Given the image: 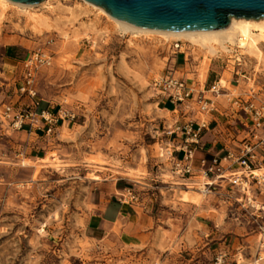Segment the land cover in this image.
<instances>
[{"label":"rangeland","instance_id":"374dc122","mask_svg":"<svg viewBox=\"0 0 264 264\" xmlns=\"http://www.w3.org/2000/svg\"><path fill=\"white\" fill-rule=\"evenodd\" d=\"M47 3L31 10L60 18L59 26L33 30L13 5L0 16V264H209L215 254L206 250L213 243L209 237L226 233L240 238L247 232L255 235L251 252L237 250L229 259L225 256L224 264H255L259 256L264 261V250L254 253L264 237V214L250 202L260 204L264 196L254 193L241 207L227 196V186L223 191L211 186L212 191L202 195L199 180L191 187L200 193L197 203L179 199L186 187L173 184L180 179L170 175L167 161L158 156L168 139L165 128L174 117L161 110L168 103L150 88L152 77L172 70L203 90L222 79L230 97L251 88L256 100L263 102L264 59L259 62L240 53L236 43L227 42V50L210 53L189 41L165 43L157 37L133 36L83 0ZM175 42L180 50L173 47ZM38 46L51 54L50 65L40 67L35 77L41 105L72 108L78 116L59 123L52 135L39 134L38 141L28 142L22 133L10 132L2 111L8 103L14 107L28 103L17 92L21 62ZM261 49L264 53V43ZM205 95L213 96L209 91ZM215 101L229 107L225 95ZM51 155L60 160V169L40 161ZM31 165H44L34 180ZM91 174L98 179H90ZM119 176L134 182L119 181ZM115 181L136 193L138 214L143 197L149 196L153 199L149 214L165 219L158 221L161 225L150 243L146 237L132 244L124 236L85 237L88 217ZM194 207L197 221L213 219L211 227L217 233L204 238L196 226L184 231L183 215ZM171 224L178 235L163 230Z\"/></svg>","mask_w":264,"mask_h":264},{"label":"built area","instance_id":"2783aa9c","mask_svg":"<svg viewBox=\"0 0 264 264\" xmlns=\"http://www.w3.org/2000/svg\"><path fill=\"white\" fill-rule=\"evenodd\" d=\"M174 48L181 46L175 42ZM51 63V54L47 48L36 47L21 62V82L17 87L18 95H25L28 103L16 107L8 103L3 107V118L8 121L11 130H25L28 134L52 135L57 126L64 121H73L77 112L72 108L59 105L56 109L50 105L42 106L34 87L35 77L40 67ZM220 80L213 82L207 90L197 88L195 82L188 81L174 71L168 70L151 78L150 88L163 101L172 105L174 119L165 128L168 139L159 147L158 156L168 163L170 175L177 179L179 185L191 188L201 180L205 193L212 191L211 186L230 189L228 197L233 198L241 207L248 204L254 191L264 195V157L261 150L264 146V101H257L255 92L249 89L242 95L230 97L225 93L227 88L220 85ZM212 93V97L205 95ZM219 95H225L229 107L236 118L231 131L237 137L210 156L195 157L196 151L202 148L201 136L210 127L208 115L217 113ZM184 111H192L197 117L181 118ZM180 116V118H179ZM185 117V116H184ZM196 160V163L194 161ZM263 172L254 174V170ZM236 192L237 196H232ZM121 203H135L137 195L130 187L124 188L120 195ZM225 253L216 252L209 264H224Z\"/></svg>","mask_w":264,"mask_h":264},{"label":"crops","instance_id":"0c3cea01","mask_svg":"<svg viewBox=\"0 0 264 264\" xmlns=\"http://www.w3.org/2000/svg\"><path fill=\"white\" fill-rule=\"evenodd\" d=\"M167 103L168 105L163 106L161 110L167 113H172V105L169 102ZM217 106V113L207 116V118L210 120V128L204 131L201 136L200 141L202 148L196 151V158L204 155L208 157L216 151H221L223 146L231 143L235 144V141L231 140L233 137H237L231 131L234 127L228 126L230 124H233L236 115L233 113L230 107H226L224 105ZM188 117H197V115H195L192 111H184L181 115L182 119ZM7 126H9L8 122ZM14 131L22 133L28 142L31 140L32 142H36L38 141V139H40V135L36 133L28 134L25 130L10 129V132ZM261 151L264 152V149ZM194 163H196V160L194 161ZM118 180L134 182V180L125 176H119ZM112 185L113 186L110 188V191L107 192V197L103 199V203L99 204V207H97L98 209L95 212H92L88 217L83 229L85 237L92 240H101L107 236H124V238L128 241L127 243L130 244L136 243L141 238L146 237L148 239L147 242L150 243V237L157 233V227H160L161 225L159 224V222H165V219H155L152 215L149 214V208L151 207L150 202H152L153 199L149 196L143 197L144 200L141 201L142 212L138 214L136 212V203H121L119 201V195L124 194L125 187L122 185H116V181ZM223 189H225V186L220 188L221 191H223ZM254 193H256V197L259 198L261 197V195L264 196L263 194H259L256 191H254ZM262 199L263 200L262 202H260V207H256V210L260 211L258 212V214H264V198ZM194 210L195 207L193 208V210L187 211V213L183 215L184 218H186L185 224H187V227L184 228V231H186L189 227L196 226L200 229V233L202 234V236H204V238L211 236V234L213 233H217L211 227V224L214 222L213 219L208 218L209 223L201 221L198 222L196 219L197 212L194 213ZM216 224L217 223H214L215 227L217 226ZM163 230L166 232L174 231L176 235L179 234L174 224H171V228H165ZM181 233L182 234L180 235H183L184 232ZM254 236L255 235H253V237ZM178 237L179 238H177L176 241H179L178 243H181V236ZM251 237L252 236L249 232L241 235L240 238L238 236H232L226 233L223 235L216 234L214 237L208 238L209 242L213 241V243L209 244V242H206V244H209V247L207 246L206 250L211 249L215 253L217 251H222L225 253L226 259H229L231 255L237 253V250H239L240 252L244 251V253L251 252ZM212 245H215L214 248H212ZM261 250H264V247L255 246L254 253H262ZM259 261L260 264H264L263 258L259 259Z\"/></svg>","mask_w":264,"mask_h":264},{"label":"bare ground","instance_id":"6f19581e","mask_svg":"<svg viewBox=\"0 0 264 264\" xmlns=\"http://www.w3.org/2000/svg\"><path fill=\"white\" fill-rule=\"evenodd\" d=\"M85 4L96 8L101 14L107 16L111 19L116 26L122 30H128L132 33L133 36H144L145 38L152 40L153 37H157L158 40H162L167 43L170 39L180 41H189L196 45L200 49H205L207 52L213 53L217 48L227 50L225 43H236L237 47L241 48L240 53L248 54L254 57L257 61H262L264 59V53L261 49V44L264 43V17L260 18H244V17H234L229 18V23L220 29H199V30H161V29H151V28H142L131 25L127 22L118 20L110 16L102 7L94 5L88 1L83 0ZM47 0H42L39 3L35 4H24L20 2H15L13 0H0V16L5 12V10L11 5L16 7L17 11L22 12L29 23V26L33 30L39 29H48L49 27L59 26L60 23H63L58 17L49 18L40 14H36L31 10L32 7L39 4H46ZM49 8V4L47 3ZM52 9V7L50 8ZM155 43V42H154ZM223 80L220 79L219 83L222 84ZM51 158L41 157L40 161L42 163H48V166L60 169L61 163L58 158L53 155ZM27 165H29L27 163ZM33 166V172L31 175V180H34L40 171L42 166ZM258 170H254L253 173L257 174ZM90 179H98V176L91 174ZM174 185H178L177 182H173ZM192 187V186H189ZM196 193L197 196H193L191 193ZM202 195H205L204 190H201ZM201 196L198 191H194L191 188H186L181 190L179 193V199L185 202L197 203L200 200ZM251 206L260 207V204L254 200H250ZM42 231V229H40ZM260 242L261 246H264V237ZM262 256H259L255 259V264H260L258 261L262 259Z\"/></svg>","mask_w":264,"mask_h":264},{"label":"water","instance_id":"95a60500","mask_svg":"<svg viewBox=\"0 0 264 264\" xmlns=\"http://www.w3.org/2000/svg\"><path fill=\"white\" fill-rule=\"evenodd\" d=\"M35 4L42 0H13ZM131 25L161 30L220 29L229 18L264 17V0H85Z\"/></svg>","mask_w":264,"mask_h":264}]
</instances>
